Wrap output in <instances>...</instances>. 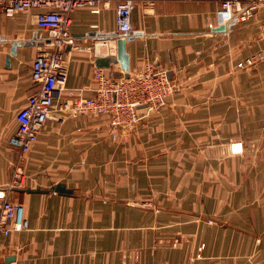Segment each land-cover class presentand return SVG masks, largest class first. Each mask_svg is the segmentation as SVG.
Segmentation results:
<instances>
[{"label": "crops", "instance_id": "0c3cea01", "mask_svg": "<svg viewBox=\"0 0 264 264\" xmlns=\"http://www.w3.org/2000/svg\"><path fill=\"white\" fill-rule=\"evenodd\" d=\"M120 1L71 13L73 41L86 48H64L68 90L94 95L96 59L117 53ZM134 1L129 73L146 65L167 71L175 85L167 105L129 129L113 128L107 116L51 119L26 154L9 140L35 89L32 63L46 30L37 9L0 12V190L22 167L25 183L15 197L29 220L27 230L0 239V264L9 256V264H135V255L140 264H210L217 256L222 264H249L248 255L263 246L253 233L263 224L248 221L249 211L247 223L237 221L236 184L256 160L245 150L231 153L230 144L244 146L242 133L264 132L262 124L256 128L255 107L241 104L264 95V60L238 67L264 52V10L220 29L221 0ZM105 69L124 73L119 63ZM59 182L72 192L26 190Z\"/></svg>", "mask_w": 264, "mask_h": 264}, {"label": "built area", "instance_id": "2783aa9c", "mask_svg": "<svg viewBox=\"0 0 264 264\" xmlns=\"http://www.w3.org/2000/svg\"><path fill=\"white\" fill-rule=\"evenodd\" d=\"M100 0H0V12L12 17L18 12L37 9L36 20L46 30L41 46L32 63V79L36 86L18 110L17 129L10 138L11 146L22 154L32 151L39 133L51 119L63 122L67 117L85 115L107 116L113 128L129 129L149 114L162 108L173 89L168 72L153 65L128 76L112 75L105 68L95 70L94 95H83L66 88L68 66L64 48L68 44L79 46L73 41L70 31L71 13L81 7L98 11ZM134 0H122L116 6V23L120 35L132 30ZM258 10H264V0H221L217 11L219 24L229 25L252 17ZM212 27L213 24H210ZM112 50V48H111ZM264 60L259 51L238 63L239 68L252 67ZM240 145V147H238ZM243 149L241 143H234V153ZM17 164L7 187L0 190V239L29 228L24 206L13 197L23 188L24 174ZM0 245V256H1ZM135 264L139 256L135 255Z\"/></svg>", "mask_w": 264, "mask_h": 264}, {"label": "rangeland", "instance_id": "374dc122", "mask_svg": "<svg viewBox=\"0 0 264 264\" xmlns=\"http://www.w3.org/2000/svg\"><path fill=\"white\" fill-rule=\"evenodd\" d=\"M171 86L173 89V91H172V93H173L175 85L172 82H171ZM263 97H264V95H262V92H261V94H258L255 97V99H257V101L255 103L241 102V104H243V105H249L250 110L252 107H255L256 128L262 124V127H261L262 129L264 126V118L262 116L264 114ZM167 103H168V99H167L166 104L162 108H159L158 110L151 112L149 114V116L146 117V119H148V117L152 116L153 115L152 113L160 112L167 105ZM257 115H260L261 117H257ZM141 121H144V119ZM241 136L244 138V139H242L244 141V146L242 145L243 149L239 152H236V153H243L245 150L246 157H248L252 161L254 159L256 160V162L254 163V164H256V166L254 168V165L253 166L251 165V174L248 176V178H246V180H248V182H246V180H245V181H239L236 184V188H238V190H239L238 198H239L241 210L238 213L239 216H238V214L235 215V218L233 220L236 221V218L238 216L237 221H239L240 224H242V222L247 223L248 219H247L246 212L249 211L250 212L249 213L250 218L248 221L253 222V218H254V221L256 222V224H258V225L263 224L264 225V195H263V193H264V132L262 133V132L257 131L255 133H249V134L248 133H242ZM234 143H236V142L231 143L230 146ZM230 152L234 153L231 150H230ZM20 168H22V167H20ZM240 169H242V167ZM209 172H211V171H209ZM24 183H25V181H24ZM7 185H8V183H7ZM7 185L5 187H7ZM23 186H24V184H23ZM15 195L16 194L14 193L13 197L16 200ZM226 200H228V199L227 198L223 199L224 202ZM0 202H1V199H0ZM247 207L249 209H247ZM244 209H246V211ZM207 216L211 217V215H207ZM229 216H230L229 212H225L221 216V219H223L221 221V223H224V226H226L225 224L227 223V221L229 222V220H230ZM240 232H246V231L243 230V228H238V233H240ZM253 233H254V235H256L255 236L256 238L262 239L261 243L263 246L259 250L257 249L254 254L248 255L250 257L248 263L249 264H264L263 262L260 263L261 261H253L252 260V258L254 260H256V257L261 258L264 255V231L263 230H256V231H253ZM201 248H203V245ZM224 260L225 259L223 257L217 256V257H215V259H211L210 264H222L224 262ZM226 264H227V262H226Z\"/></svg>", "mask_w": 264, "mask_h": 264}, {"label": "water", "instance_id": "95a60500", "mask_svg": "<svg viewBox=\"0 0 264 264\" xmlns=\"http://www.w3.org/2000/svg\"><path fill=\"white\" fill-rule=\"evenodd\" d=\"M220 29H226V25H222L219 27ZM116 47H117V53L114 56H106V57H98L96 59V65L99 68H111L113 66V63H119L120 67L123 70L124 76L129 75L130 71V56L129 53L127 52V40L130 38L129 35H119L116 36ZM18 42H14V46L11 49V52L6 55L5 58V63L7 67H10L11 65V59L12 55L15 54V46L17 45ZM19 188L18 190H20ZM29 192H41V193H47L50 191H55L58 193H65L69 194L72 192L70 188H67L65 183L59 182L53 186H51L49 189H42L40 187H35V188H27L26 189ZM15 260V256H9L6 260V262L9 264L10 262Z\"/></svg>", "mask_w": 264, "mask_h": 264}]
</instances>
